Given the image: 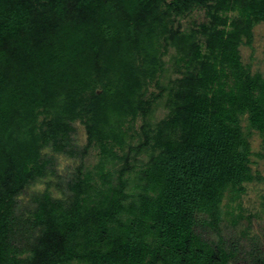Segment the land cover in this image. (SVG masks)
<instances>
[{
  "label": "trees",
  "instance_id": "16d2710c",
  "mask_svg": "<svg viewBox=\"0 0 264 264\" xmlns=\"http://www.w3.org/2000/svg\"><path fill=\"white\" fill-rule=\"evenodd\" d=\"M200 7L209 23L174 28ZM262 22L264 0H0V264H264L260 238L248 253L227 241L222 208L254 177L241 118L264 133V75L239 48ZM170 46L181 76L163 84ZM47 147L81 164L65 199L45 190L23 209L54 172Z\"/></svg>",
  "mask_w": 264,
  "mask_h": 264
},
{
  "label": "rangeland",
  "instance_id": "374dc122",
  "mask_svg": "<svg viewBox=\"0 0 264 264\" xmlns=\"http://www.w3.org/2000/svg\"><path fill=\"white\" fill-rule=\"evenodd\" d=\"M171 1L174 0H169V2ZM207 10V8L200 7L185 17H176L174 28L176 30L180 29L182 32H190L200 28L202 24L210 21ZM229 15L233 14L230 13ZM239 48L242 61L249 65L253 72L260 71L264 75V22L254 27L252 38L249 40L244 38ZM177 54L178 51L175 47L170 46L169 52L163 56L166 70L159 76L163 84H167L169 80L181 76L178 69L181 68L180 65L182 64L180 62L179 64L176 63ZM159 91L160 88L156 84V80H154L150 86V93L156 94ZM168 111L166 99H160L155 105L153 121L156 122L164 118ZM241 119L243 130L249 134L252 149L250 165L254 177L243 184L244 190L237 195H234L236 193L230 188L226 191L222 202V208L225 213L223 234L227 236L226 239L230 243L238 240L241 253H248V251H251V240L253 238H260L264 242V133L250 127L247 115ZM142 123L143 118L140 116L134 123V129L139 130ZM75 126L76 132L72 135V143L77 149L83 150L84 146L88 144V134L85 125L79 120L75 122ZM135 142H137V139H135ZM45 152L52 159L51 165L54 172L30 184L19 196V207L23 209H32L35 204L34 197L45 190H49L56 198L65 199L68 193L66 181L72 178L81 164L80 155L74 156L63 152H54L52 147H47ZM144 157L147 156L143 155ZM101 158V148L99 146L91 147L84 158L86 167L95 170ZM118 166V162L114 166L109 163V167H113V169ZM236 217H239L240 220L239 229L228 226L231 225L232 219ZM244 230L248 233L247 235L244 234ZM240 263L251 264L250 256H247V260L246 258L242 259ZM74 264L83 263L75 262Z\"/></svg>",
  "mask_w": 264,
  "mask_h": 264
}]
</instances>
